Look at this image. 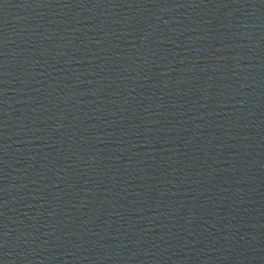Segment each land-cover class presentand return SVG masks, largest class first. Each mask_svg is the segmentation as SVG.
<instances>
[{"label": "water", "instance_id": "water-1", "mask_svg": "<svg viewBox=\"0 0 264 264\" xmlns=\"http://www.w3.org/2000/svg\"><path fill=\"white\" fill-rule=\"evenodd\" d=\"M0 264H264V0H0Z\"/></svg>", "mask_w": 264, "mask_h": 264}]
</instances>
